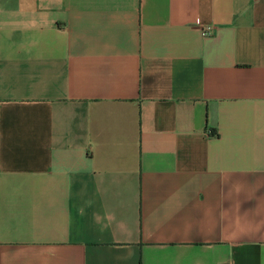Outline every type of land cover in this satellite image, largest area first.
Here are the masks:
<instances>
[{
    "label": "crops",
    "instance_id": "1",
    "mask_svg": "<svg viewBox=\"0 0 264 264\" xmlns=\"http://www.w3.org/2000/svg\"><path fill=\"white\" fill-rule=\"evenodd\" d=\"M0 264H264V0H0Z\"/></svg>",
    "mask_w": 264,
    "mask_h": 264
}]
</instances>
